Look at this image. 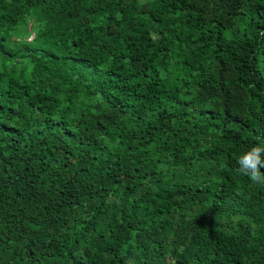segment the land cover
<instances>
[{"label": "trees", "instance_id": "1", "mask_svg": "<svg viewBox=\"0 0 264 264\" xmlns=\"http://www.w3.org/2000/svg\"><path fill=\"white\" fill-rule=\"evenodd\" d=\"M253 146L264 0H0V264H264Z\"/></svg>", "mask_w": 264, "mask_h": 264}, {"label": "clouds", "instance_id": "2", "mask_svg": "<svg viewBox=\"0 0 264 264\" xmlns=\"http://www.w3.org/2000/svg\"><path fill=\"white\" fill-rule=\"evenodd\" d=\"M264 149L259 146H253L246 153L241 155L238 160V173L247 175L254 182L264 185V175H262L261 167L264 166V159L261 153Z\"/></svg>", "mask_w": 264, "mask_h": 264}]
</instances>
